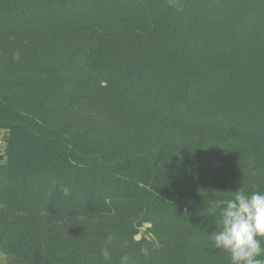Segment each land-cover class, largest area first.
Returning a JSON list of instances; mask_svg holds the SVG:
<instances>
[{"label":"trees","instance_id":"obj_1","mask_svg":"<svg viewBox=\"0 0 264 264\" xmlns=\"http://www.w3.org/2000/svg\"><path fill=\"white\" fill-rule=\"evenodd\" d=\"M0 131L8 264H231L207 235L264 191V0H0Z\"/></svg>","mask_w":264,"mask_h":264},{"label":"clouds","instance_id":"obj_2","mask_svg":"<svg viewBox=\"0 0 264 264\" xmlns=\"http://www.w3.org/2000/svg\"><path fill=\"white\" fill-rule=\"evenodd\" d=\"M212 211L218 227L207 235L211 246L227 252L231 264H264L259 258L264 255V191L238 188L231 198L214 201ZM142 253L147 256L148 250ZM102 255L110 260L107 249ZM121 264H129V258L123 256Z\"/></svg>","mask_w":264,"mask_h":264},{"label":"rangeland","instance_id":"obj_3","mask_svg":"<svg viewBox=\"0 0 264 264\" xmlns=\"http://www.w3.org/2000/svg\"><path fill=\"white\" fill-rule=\"evenodd\" d=\"M5 135L6 132L0 131V156H4L7 149V141L5 140ZM4 159L1 162H3ZM0 264H8L7 257L1 252H0Z\"/></svg>","mask_w":264,"mask_h":264},{"label":"water","instance_id":"obj_4","mask_svg":"<svg viewBox=\"0 0 264 264\" xmlns=\"http://www.w3.org/2000/svg\"><path fill=\"white\" fill-rule=\"evenodd\" d=\"M4 159V156H0V161H2Z\"/></svg>","mask_w":264,"mask_h":264}]
</instances>
